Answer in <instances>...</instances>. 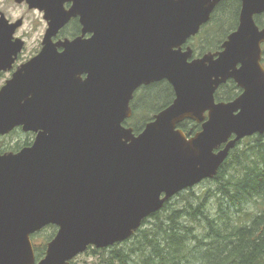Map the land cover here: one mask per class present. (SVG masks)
Masks as SVG:
<instances>
[{
    "label": "water",
    "instance_id": "1",
    "mask_svg": "<svg viewBox=\"0 0 264 264\" xmlns=\"http://www.w3.org/2000/svg\"><path fill=\"white\" fill-rule=\"evenodd\" d=\"M15 1L44 11L48 28L39 54L0 88V136L18 126L37 133L31 146L0 153V264H70L89 246L124 241L176 194L214 178L240 140L264 134V29L255 20L264 0H243L224 50L192 61L182 45L211 9L192 11L187 0H165L137 26L129 24L137 13L112 5L120 21L107 32L110 56L93 42L94 58L89 40H52L83 10L65 9L67 0ZM21 24L0 11V71L23 47L14 38ZM164 79L175 99L135 134L123 124L134 91ZM229 79L242 93L216 102ZM186 119L202 129L186 135L178 127ZM49 224L58 231L36 262L31 235Z\"/></svg>",
    "mask_w": 264,
    "mask_h": 264
},
{
    "label": "trees",
    "instance_id": "2",
    "mask_svg": "<svg viewBox=\"0 0 264 264\" xmlns=\"http://www.w3.org/2000/svg\"><path fill=\"white\" fill-rule=\"evenodd\" d=\"M231 18L232 11L221 17L223 21ZM256 21L264 26L263 16H257ZM236 95L237 87L231 82L219 91L217 98L230 100ZM166 96L168 99H164ZM139 98L133 120L143 118L146 122L152 119V112L171 102L174 91L167 81H161L145 88ZM143 110L149 115H139ZM190 122L183 121L179 127L191 133ZM133 125L135 131L145 126L137 122ZM16 134L19 137L13 145L4 142L7 136ZM28 134L25 139L22 128H15L0 138V152L20 149ZM213 181L215 189L209 188L203 195L192 188L186 196L183 192L175 195L183 196V204L174 206L173 197L145 219L128 240L106 248L90 247L87 253L95 257L91 264H264V134L239 141ZM49 228L54 232L52 238L55 225L44 227L33 237ZM44 251V247H37L38 257ZM77 257L71 264H81Z\"/></svg>",
    "mask_w": 264,
    "mask_h": 264
},
{
    "label": "flooded vegetation",
    "instance_id": "3",
    "mask_svg": "<svg viewBox=\"0 0 264 264\" xmlns=\"http://www.w3.org/2000/svg\"><path fill=\"white\" fill-rule=\"evenodd\" d=\"M163 2H165V0H119V1L118 0H115V1H111V0H85V1L67 0L66 2H64L65 9L67 10L70 9L72 5L74 4V7L79 8L80 10H83L86 15L84 16L81 13L74 15V17H72L59 30L57 35L53 36L52 40L54 43H56L60 40H65V39L75 40L77 38H82V40H87V41L89 40L90 47L88 49V52L90 53L93 52L92 58H94L93 42L99 43L98 51L100 53H103L104 56L105 55L110 56V48L107 47V43H105L107 39L106 38L107 32L112 23H118L120 21L119 16H115V17L111 16L110 9L112 8V5L114 8H121L125 12L137 13V15L135 16L131 15L130 20H129L130 26H133V25L137 26V20H138L139 25L143 21H145V23H149L151 19V16H150L151 12L155 9H158L160 6H164L165 3ZM15 3L17 2L15 1ZM17 5L25 6L28 9V12L30 13L32 11L34 12L39 11L42 14L43 19H44V32L41 34L42 37L39 38L40 40L39 46L36 47L35 49L28 50V45H27L28 37L26 35V32H24L25 30L22 31L24 27V23H25V18H24L25 16L21 15L18 18H12V16L8 14L5 11V9L0 7V11L5 14L6 18L11 23L19 19L22 20V24L15 30L14 38H21L24 42L21 51L18 52L16 56H14L15 59L11 67L7 68L6 70L0 71V74L6 76V79L12 77L13 74L24 63L30 61L33 57L39 54V52L43 48V39H44V36L48 28V21L44 18L43 11L39 10L38 8H30L27 2L17 3ZM187 7L190 10L195 11V12H205L209 8L211 10L209 12V16L207 20L201 23L199 30L195 34H192L191 36L187 38L186 42L182 45V50L183 51L191 50L192 55L188 58L189 61L195 60L197 58H202L206 54H213L215 55V57H217L218 53L224 50V44L229 39V36L234 31H236L239 27L240 16H241V12L243 9V0H187ZM229 11H232L231 20L223 21V19H221L222 15ZM143 13L145 15H143ZM257 16L264 17V12H262L261 14H257L255 16V20ZM84 18H86L88 21V25H87L88 31L85 33L83 32V29L85 27L83 23ZM258 26L260 29H264V26H260L259 24ZM104 43L106 46L104 45ZM58 50L63 51V47L59 46ZM261 64L264 68V43L262 44ZM78 77L80 78V80L85 81L88 78V72L83 71L81 74L78 75ZM161 81H167V80L164 79ZM161 81H154L149 84H141L134 91L133 98L130 101L132 115L129 118H127L123 122V124L126 127H130V126L133 127L135 134H139L142 131V130L135 131L136 129L134 125L130 123V121H133L134 119V106L140 101V98L138 99V97L145 91V88L153 84L159 83ZM231 82L237 87V95L235 97H237L239 94L242 93L243 89L237 84V82L234 79H229L226 82L220 84L218 88L216 89L215 94H214L216 102H221V101L228 102L235 98L233 97V99H230V100H223V99L221 100L217 98L218 97L217 94L219 93V91L224 89V87ZM174 98H175V92H174ZM174 98H172L171 102L168 105H170L173 102ZM168 105L162 107L156 113L160 112L162 109H164ZM156 113L153 114L152 119H149L148 121H146L144 125H146L148 122L153 120ZM207 118L208 116L206 117V119ZM184 121H192L190 122L192 124L191 125L192 132L187 133L185 131L188 136H191L202 129V123L197 122L196 120L186 119ZM194 126L198 127L197 130L195 131H193ZM26 133H29V134L31 133V134L28 137L25 144L21 146L20 149H22L23 147L31 146L36 139V136H37L36 133L34 132H26ZM20 149H16V151L14 152H17ZM32 242L34 245L35 254L37 256V245L38 244L34 241V239H32ZM46 246H47V243H46ZM44 249H45V252L42 256L45 255L47 247L45 248L44 246Z\"/></svg>",
    "mask_w": 264,
    "mask_h": 264
},
{
    "label": "rangeland",
    "instance_id": "4",
    "mask_svg": "<svg viewBox=\"0 0 264 264\" xmlns=\"http://www.w3.org/2000/svg\"><path fill=\"white\" fill-rule=\"evenodd\" d=\"M0 7L5 9V11L10 14L12 16V18H18L21 15H24L25 17V23H24V27L22 29L25 30L24 32H26L27 35V45H28V50H32L35 49L36 47L39 46V38H41V34L44 32V19L42 14L39 11H32L31 13L28 12V9L25 6H18L17 3H15L14 0H0ZM6 76L1 75L0 74V88L5 84L6 82ZM170 98V97H169ZM164 99H168L167 96ZM153 107V106H152ZM155 108V107H154ZM157 112V111H156ZM156 112H152L150 114V116H153V114H155ZM147 111H140L139 115L144 114V115H149L146 114ZM143 118H140L137 120V123L143 125L145 123V121L142 120ZM136 119L133 121H130V123H135ZM23 134L25 137V139L27 138V133L23 131ZM30 135L28 134V137ZM16 137H19L18 134H16L15 136H7L4 139L5 143H10L12 142V145L14 143V140L16 139ZM209 188H214V181L213 180H206L200 184H198L197 186L193 187L192 190L193 192H195L196 194L199 195H203L205 191H207ZM188 190L182 191L183 192V196H186L187 193L191 192ZM183 196H177L173 198V203L174 206L177 205H181L183 204L184 198ZM215 200V198L213 199ZM211 201V200H210ZM212 212H215V206H214V210H212ZM53 229L49 228L46 231L40 233L38 236H36L34 238V241L38 244L37 247L39 248H43L44 246H46V243H48L50 241V237L51 235H53ZM130 242V241H129ZM132 243L130 242L129 245H131ZM38 256V255H37ZM93 256H91L89 253L85 252L81 255H79L77 257V262L84 264L85 260L87 262V264H91L94 261Z\"/></svg>",
    "mask_w": 264,
    "mask_h": 264
}]
</instances>
